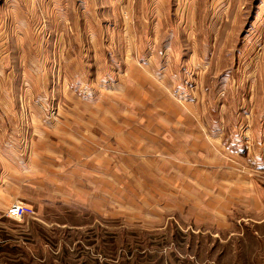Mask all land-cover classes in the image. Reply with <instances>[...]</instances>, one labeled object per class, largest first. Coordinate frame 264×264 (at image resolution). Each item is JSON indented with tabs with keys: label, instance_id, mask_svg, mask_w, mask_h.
<instances>
[{
	"label": "crops",
	"instance_id": "crops-1",
	"mask_svg": "<svg viewBox=\"0 0 264 264\" xmlns=\"http://www.w3.org/2000/svg\"><path fill=\"white\" fill-rule=\"evenodd\" d=\"M132 6L130 0H20L11 5L6 19L18 58L9 69L23 73L14 88L9 85L0 95V214L13 202L37 212L56 198L67 206L89 205L97 201L96 194L112 208L90 209L102 217L117 216L118 173L123 171L143 176L138 184L143 205L134 202L130 207L139 212L159 208L161 213L206 220L216 227L239 211L246 219L264 214L261 115H247V125L236 117L230 126L226 115L195 116L182 110L154 82L155 71L140 64L139 49L147 41L137 32ZM42 21L46 22L33 36L29 24ZM30 54L42 59L38 67ZM52 66L66 70L59 75V88L47 73ZM40 68L44 73L38 76L33 70ZM75 76L81 82H117L97 93L67 91L68 80ZM41 86L54 91L58 122L46 121L45 110L35 103L34 92ZM119 96L125 100L115 108ZM43 97L39 99L47 98ZM93 98L105 102L97 105ZM115 110L137 115L133 126L140 129V143L148 141L146 129L154 128L158 161L149 160L148 149L142 148L146 157L142 155L141 164L135 166L131 159L119 171ZM129 120L124 119V126L131 124ZM104 145L109 153H102Z\"/></svg>",
	"mask_w": 264,
	"mask_h": 264
},
{
	"label": "rangeland",
	"instance_id": "rangeland-1",
	"mask_svg": "<svg viewBox=\"0 0 264 264\" xmlns=\"http://www.w3.org/2000/svg\"><path fill=\"white\" fill-rule=\"evenodd\" d=\"M130 1L137 32L147 41L139 49L140 64L155 71L154 82L173 102L195 116L226 115L230 126L236 117L245 119L247 125V115L260 114L258 125L264 127V0ZM16 2L20 0H0L1 96L9 85L14 88L23 73L10 72L18 56L12 52L15 41L6 18ZM45 22L29 24L33 36ZM28 58L37 61V67L42 61L39 55ZM53 60L54 56L49 59L51 64ZM52 67L47 73L59 88L63 83L59 75L66 70ZM33 72L38 76L44 73L41 68ZM68 82L67 91L97 93L117 81L95 84L75 76ZM42 87L34 92L35 103L45 110L46 121L58 122L61 117L58 101L52 97L54 91ZM42 95L47 97L44 101L39 99ZM104 100L91 99L97 105H103ZM123 100L115 97L114 107ZM124 119L131 122L129 128ZM137 119V115L115 110L120 172L132 160L135 166L141 164L146 157L142 148L148 149L149 160L158 161L154 128L146 129L148 141L140 143V129L133 126ZM101 149L109 153L108 146ZM110 150L112 154L113 147ZM118 177L117 216L106 213L102 217L90 209V205L99 211L102 206L112 208L96 194L93 198L97 201H89V205L67 206L59 198L49 200L40 212L32 209L34 215L21 220L8 219L6 211L0 214V264H264L263 212L246 219L239 211L218 227L206 220L190 221L184 216L182 220L177 213H161L159 208L139 212L130 207L134 202L143 205L142 185H138L143 176L123 171ZM260 179L264 184V173Z\"/></svg>",
	"mask_w": 264,
	"mask_h": 264
},
{
	"label": "built area",
	"instance_id": "built-area-1",
	"mask_svg": "<svg viewBox=\"0 0 264 264\" xmlns=\"http://www.w3.org/2000/svg\"><path fill=\"white\" fill-rule=\"evenodd\" d=\"M34 215V211L28 205H24L21 202L12 203L6 210V217L8 219L21 220L26 216Z\"/></svg>",
	"mask_w": 264,
	"mask_h": 264
}]
</instances>
